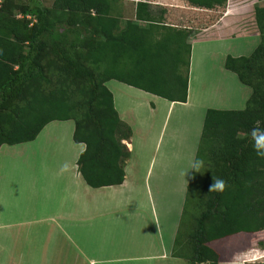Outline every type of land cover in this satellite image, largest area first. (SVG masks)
Instances as JSON below:
<instances>
[{"label":"trees","instance_id":"16d2710c","mask_svg":"<svg viewBox=\"0 0 264 264\" xmlns=\"http://www.w3.org/2000/svg\"><path fill=\"white\" fill-rule=\"evenodd\" d=\"M197 8L228 0H185ZM255 7L260 43L249 56L229 55L225 68L252 90L243 110H207L173 256L190 264L226 263L217 243L264 231V158L249 131L264 126V0ZM114 0H4L0 5V149L36 140L54 121H74V141L84 144L77 165L92 188L125 182L133 136L108 87L118 81L170 102L188 101L192 30L143 15L115 14ZM222 193H209L212 177ZM193 213L185 224L188 202ZM206 197V198H205ZM259 264H264L259 263Z\"/></svg>","mask_w":264,"mask_h":264},{"label":"crops","instance_id":"0c3cea01","mask_svg":"<svg viewBox=\"0 0 264 264\" xmlns=\"http://www.w3.org/2000/svg\"><path fill=\"white\" fill-rule=\"evenodd\" d=\"M3 1L0 0V5ZM21 1L23 0H18ZM40 1L45 6H51L54 2ZM114 1L115 14L124 20H135L138 4L147 3L150 9L142 12L143 15L150 13L161 18L167 26L192 30L188 101H158L153 104V111L148 109L150 113L147 118L138 123L135 107L133 110L131 103L132 96L136 97L134 87L116 81L128 86V89L117 87L119 95L127 104L126 109L122 108V111H119L117 97L113 90L111 91L121 119L133 130L132 138L124 141L131 157L126 161V179L120 186L92 188L85 182L77 165L85 148L82 151L74 141L75 123L72 120L49 123L36 140L29 142H40L42 154H18L21 158L16 165L12 164L15 169L10 173L5 170L3 161L4 156L10 155L11 152L7 150L8 145L2 146L0 264L187 262L173 256V247L192 174L190 164L196 159L206 112L210 108L243 110L252 93V90L240 81L235 82L234 77L230 79L234 87L232 90H227L226 86L212 85L210 82L205 84L208 74L195 75L193 69L198 55L196 45L199 48L198 69H202L212 43L225 47L226 42L231 40L226 37L236 35L240 38L250 35L256 40L259 39L255 7L262 3L259 0H228L225 7L204 9L194 7L185 0ZM23 2L25 3V0ZM242 33L247 34L243 36ZM233 56L240 57L244 54ZM222 69L226 70L225 62ZM199 75L201 81L197 83L195 80L198 81ZM241 93L246 96L242 97ZM201 103L204 112L200 108ZM177 108L181 111L191 110L196 114L195 121L202 124L201 133L199 124H195L181 138L175 133L170 134L173 138L167 142L165 149L168 151L165 153L159 145L161 138L154 137L160 130L159 134L162 135L166 122L154 134V114L162 111L159 117L167 118ZM123 115L127 118L129 116V120H124ZM176 138L182 140V146L177 151L174 148ZM64 142H68L70 146L65 148ZM29 143L19 146L26 148ZM196 144L198 147L195 148ZM49 148L56 150L51 156L47 155ZM65 160L70 161L73 168L70 173L59 175L58 166ZM18 166H21L22 170H18ZM187 171L189 172L184 177L182 173Z\"/></svg>","mask_w":264,"mask_h":264},{"label":"rangeland","instance_id":"374dc122","mask_svg":"<svg viewBox=\"0 0 264 264\" xmlns=\"http://www.w3.org/2000/svg\"><path fill=\"white\" fill-rule=\"evenodd\" d=\"M251 1H253V0H251ZM26 2H27V0H25V3ZM206 20H204V21H206ZM208 21L209 20H207V22ZM246 34L247 33H242L243 36ZM229 36H231V35H229ZM237 36L238 35H236V37H226V38L231 39V40H230V42H226L225 47H218L217 43H212V46H211L212 48L208 49V53L206 55L207 58H206L205 63L202 65V67H203L202 69L200 67L198 69L199 63L197 60L199 59V48H198V45H196V51H198V55H197L193 69H194L195 75H198L199 73H201V75H207L208 74L207 75L208 81L205 84H208L210 82L212 85L218 84L217 86H226L227 90L234 89L230 79L232 77H234L235 82L239 81V80H238L237 76H235L232 72L228 71L226 68H225L226 70L222 69L226 58L229 55L233 56V54H239V53L244 54V56H249L255 50V47L258 46L260 43V38L256 40L254 36L249 35L248 37H243V38H240ZM205 72H206V74H204ZM223 72L227 76H225ZM201 75L198 76V81L195 80L197 83H200V81H201L200 76ZM196 85H197V87L200 86L199 84H196ZM108 87L110 88V90H113V92L115 93V95L117 97V105H118L119 111H122V108L126 109V107H125L127 105L126 100H124L119 95L117 87L128 89V88H126L128 86H125V85L115 81V82H109ZM133 91L136 93V97L132 96L133 100L131 103L133 104V106L132 105H130V106H132L133 110L135 107L136 120L139 121L138 123H140L142 120L147 118V116L150 113V112H148V109H150V110L152 109V111H153V104H156L158 101H164V103H168L163 98L153 96L151 94H148V93L143 92L141 90H138L136 88H134ZM241 95H242V97L246 96L243 93H241ZM200 108L203 109V112H204V108L202 107V103H201ZM184 111L178 110V108H177L174 112H171L169 114V117L167 116V118H166V116L165 117H159V115H162V111H160L158 114L157 113L154 114V117H156V119L153 121V122H155L154 123L155 132H153L154 134H156L158 132V130H160L162 128V124L164 125V123L166 122L162 135L160 136V134H159L161 132V130H160V132L154 137L155 139L158 137L161 138L159 141V145L162 146V149H163V151H165V153L168 151L165 149V147L167 146L166 145L167 142L171 138H173L172 135H170V134L175 133L178 135L179 138H181L182 135L185 136L186 132L188 130H190V127H193L195 124L196 125L199 124L198 121H195L196 120L195 119L196 114L192 113L191 110H189L190 112H188V110H186L185 112ZM123 118H124V120H129L130 117L128 116V118H127V116L126 117L124 116ZM201 122L203 123V119ZM199 126H200L199 132L201 133L202 124L200 123ZM157 143H158V141H157ZM63 145L65 148L70 146V144L68 142H64ZM181 146H182V140L176 138V146H174L176 151L179 150ZM196 146L198 147L197 144L195 145V148H196ZM40 147L42 148L40 142H38V143L35 142L34 144L29 143V144H27L26 148L19 146V145L13 146V147L7 146V150H8V152H11L10 155L12 157H10V155L4 156L5 159L3 161V166H4L5 170L9 171V173H10L12 170L15 169V166H12V164L16 165V163H18L17 162L18 159L20 160V158H21V157H19L20 154H23L26 152L29 155H41L42 150L40 151ZM24 148L26 149L25 151H23ZM61 151L64 153L66 152L65 150H61ZM149 151H150V149L148 148V152ZM52 152H56V150L54 148L53 149L49 148L47 150V155L51 156L53 154ZM148 152H147V155H148ZM169 153H168V155H171ZM23 166H24V164H22V167ZM23 169H24V167H23ZM18 170H22L21 166L20 167L18 166ZM190 201L191 202H188L189 204H188L187 211H186V219H185L186 225L189 223V219H191V217H192L193 208H191V207H193V206H191V205L194 204V198L191 197ZM217 244L222 249H224V251H227V252H225L226 253L225 258H223L224 260H226V264L231 263V262H240V263H244V264H259V263L264 262V231L256 233V234H250V235H246V234L237 235L234 237H230L226 240L220 241ZM184 262L185 261H183L182 264H184ZM185 264H190V263L185 262Z\"/></svg>","mask_w":264,"mask_h":264},{"label":"clouds","instance_id":"9594fccd","mask_svg":"<svg viewBox=\"0 0 264 264\" xmlns=\"http://www.w3.org/2000/svg\"><path fill=\"white\" fill-rule=\"evenodd\" d=\"M248 136L250 137V143L252 144L253 151L259 158H264V126L261 125V121H256L255 126L249 131ZM78 147L83 151L85 146L81 143ZM204 166L202 159H193L190 164V171L200 173V170ZM73 165L70 161L65 160L58 166V174L63 175L70 173ZM189 171L183 172L182 175L185 177ZM187 183V182H186ZM227 187V182L223 178L212 177V183L209 186V193H222ZM206 198V197H205ZM204 264H211L210 261H205Z\"/></svg>","mask_w":264,"mask_h":264}]
</instances>
